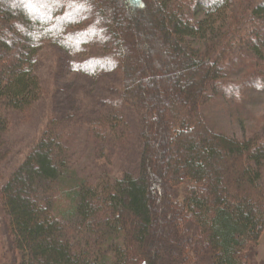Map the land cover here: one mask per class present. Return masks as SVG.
Listing matches in <instances>:
<instances>
[{"label":"trees","instance_id":"trees-1","mask_svg":"<svg viewBox=\"0 0 264 264\" xmlns=\"http://www.w3.org/2000/svg\"><path fill=\"white\" fill-rule=\"evenodd\" d=\"M234 2L25 0L16 7L0 0V114L39 100L36 70L46 46H58L76 61L85 57V65L97 60V73L116 69L121 99L141 110L143 127L150 130L154 121L163 134L172 160L162 164L169 174L164 184L191 183L182 203L162 191L165 209L179 216L171 213L176 233L185 222L194 226L186 242L176 236L182 264H247L244 254L257 247L264 231V134L238 140L210 129L200 114L219 72L220 61L211 65L209 58L220 42L227 50L229 43L243 42L247 58L264 56V0H240L245 7L239 21L228 18L229 24L215 28L211 18L226 17ZM149 26L155 29L151 37ZM190 39L200 44L191 47ZM150 42L163 50L160 61L173 69L172 86L182 87V99L165 93L162 76L152 71ZM50 126L0 183V236L4 227L7 236L0 246L8 264H156V240L146 242L154 222L149 185L156 178L146 140L136 179L94 186L78 177L69 141ZM5 130L0 117V142Z\"/></svg>","mask_w":264,"mask_h":264},{"label":"rangeland","instance_id":"rangeland-1","mask_svg":"<svg viewBox=\"0 0 264 264\" xmlns=\"http://www.w3.org/2000/svg\"><path fill=\"white\" fill-rule=\"evenodd\" d=\"M8 1L19 7L25 0ZM242 3L236 0L226 17L224 13L221 17L211 18L212 22L217 21L215 28L219 24H229L225 22L228 18L239 21L244 13L242 10L245 4ZM69 11V17L73 18L76 12L74 9ZM65 18H68V14ZM60 19L63 20L64 16ZM39 20L42 21V17ZM151 25H154L152 20ZM149 27L151 37L155 29ZM48 28L50 31L56 28V23L52 27L48 24ZM224 31L226 29L222 32ZM222 32L214 38L213 43L219 41ZM242 43H229L232 49L227 50L224 43L220 42L219 46L222 48L216 46V56L215 53L210 54L211 65L214 61H220L217 67L219 72L216 79L210 82L208 98L200 107V114L210 129L238 140L264 134V56L259 61L247 52L250 57L247 58L245 51L241 50L244 49ZM199 44L200 39H190L191 47ZM147 51L153 59L152 71L162 76L160 81L163 87L166 86L164 92L173 95L175 99H182V90L178 91L182 87L172 86L173 69L160 61L163 50L152 43ZM85 60V57L74 60L58 46H46L40 51L36 70L42 90L39 100L22 111L5 109L0 114L1 120L4 118L6 124L0 142V183L23 161L48 124L52 125L50 128L56 127L60 133L65 134L70 145L69 159L72 165H76L78 177L94 186L105 184L110 187L115 180L125 176L136 179L142 151L148 143L151 155L149 169L150 172L155 171L156 178L154 181L150 179L149 185L154 222L146 242L156 240L159 249L158 254L153 255L156 256V264H182L183 260L178 257V238L183 243L189 240L194 226L191 222H185L176 233L172 215L177 211L172 213L165 209L166 196L162 191L166 189V193L174 196L177 203H182L191 183H181L174 188L167 181L164 184L166 172L162 170V164L168 159L172 163V160L165 143L161 141L163 134L160 129L154 121L150 130L143 127L141 110L133 101L121 99L116 69L97 73L98 70L93 68L99 62L94 60L85 65L82 63ZM107 64L111 66L112 62ZM232 92L235 95L233 98L230 96ZM151 107L152 111L157 110L153 104ZM156 112L157 116L158 111ZM261 185L264 186V163L261 167ZM0 218L4 223L1 213ZM179 220L180 218L177 219L178 222ZM6 238L4 227L0 240L5 241ZM192 255L197 257L195 251ZM244 255H248L247 264H264V231L259 237L257 247ZM7 260V253L0 246V264H8Z\"/></svg>","mask_w":264,"mask_h":264}]
</instances>
